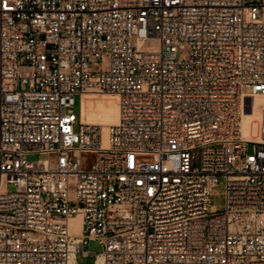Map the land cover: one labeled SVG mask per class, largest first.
Segmentation results:
<instances>
[{"label":"built area","instance_id":"obj_1","mask_svg":"<svg viewBox=\"0 0 264 264\" xmlns=\"http://www.w3.org/2000/svg\"><path fill=\"white\" fill-rule=\"evenodd\" d=\"M91 93L119 98L107 145ZM256 96L264 0H0V264H264Z\"/></svg>","mask_w":264,"mask_h":264},{"label":"bare ground","instance_id":"obj_2","mask_svg":"<svg viewBox=\"0 0 264 264\" xmlns=\"http://www.w3.org/2000/svg\"><path fill=\"white\" fill-rule=\"evenodd\" d=\"M150 41V40H148ZM146 41L144 45L147 44ZM157 45L152 50H159L160 44L156 40H152ZM88 94H84L85 97ZM86 105L82 115V121L85 124H99L104 128L105 145L109 134V127L118 122L120 117L119 98L113 94H98L93 98L92 102L84 100ZM255 108L253 112H246L242 122V129L247 139L260 141V124L263 118L264 98L261 96L255 97ZM99 122V123H98ZM79 220V222L77 221ZM81 216L74 217L70 220L73 233L81 234Z\"/></svg>","mask_w":264,"mask_h":264},{"label":"rangeland","instance_id":"obj_3","mask_svg":"<svg viewBox=\"0 0 264 264\" xmlns=\"http://www.w3.org/2000/svg\"><path fill=\"white\" fill-rule=\"evenodd\" d=\"M157 44L155 42H153L152 40L148 41L147 44L145 45V47L147 49H151L154 48ZM98 93H91L86 95L85 97H77L76 99V106H75V113L78 116V120H80L81 115H83L84 113V108H85V104H84V100H87L88 102H92L93 98H95V96H97ZM99 123V122H98ZM100 124V123H99ZM249 153L253 152V145L249 146L248 149ZM83 159L84 165L88 166L91 163L94 162L95 160V156L94 155H82L81 157ZM39 157L38 156H32L30 157V160H38ZM223 192H224V188L223 186H219L215 191H214V195L212 197V202L213 204L217 205V206H222L223 204ZM77 221L79 222V220L77 219ZM85 251L94 253V254H101L103 252V247L102 245H100V243L93 241L90 242L89 245H85L84 247ZM96 261V257L95 256H88V257H84L83 255H79L77 258V262L78 264H94Z\"/></svg>","mask_w":264,"mask_h":264}]
</instances>
